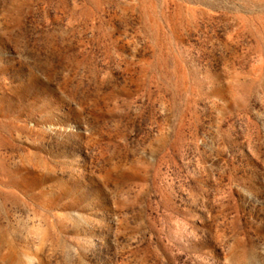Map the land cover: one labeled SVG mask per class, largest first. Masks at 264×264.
Wrapping results in <instances>:
<instances>
[{
    "label": "rangeland",
    "instance_id": "1",
    "mask_svg": "<svg viewBox=\"0 0 264 264\" xmlns=\"http://www.w3.org/2000/svg\"><path fill=\"white\" fill-rule=\"evenodd\" d=\"M0 264H264V0H0Z\"/></svg>",
    "mask_w": 264,
    "mask_h": 264
}]
</instances>
